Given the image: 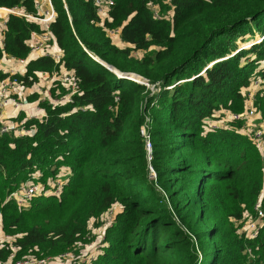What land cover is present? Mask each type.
Instances as JSON below:
<instances>
[{
  "label": "trees",
  "instance_id": "16d2710c",
  "mask_svg": "<svg viewBox=\"0 0 264 264\" xmlns=\"http://www.w3.org/2000/svg\"><path fill=\"white\" fill-rule=\"evenodd\" d=\"M50 1L61 62L42 55L24 73L0 69V81L32 88L40 74L72 72L80 91L69 104L41 101L43 118L19 115L31 135L0 133V235L11 238L0 241V263L79 257L98 239L91 222L98 228L117 208L99 254L71 264H264V216L255 237L244 228L259 201L264 212L262 152L244 118L208 129L224 120L219 112L244 114L252 83H264V0H113L104 19L95 0ZM0 8L43 18L49 2L0 0ZM44 31L8 15L0 61L27 60L33 34ZM132 74L139 81L124 77ZM50 91L69 93L59 81ZM254 106L263 125L262 91ZM58 179L59 195L39 194L26 209L9 200L25 183L50 190Z\"/></svg>",
  "mask_w": 264,
  "mask_h": 264
},
{
  "label": "built area",
  "instance_id": "2783aa9c",
  "mask_svg": "<svg viewBox=\"0 0 264 264\" xmlns=\"http://www.w3.org/2000/svg\"><path fill=\"white\" fill-rule=\"evenodd\" d=\"M171 0H169L170 2ZM49 2V10L44 11L43 18H33L29 15H26L24 12L20 11L19 9H6V8H0V16H7L11 14L19 15V16H25L30 19L37 20L41 22L44 26V32L42 33H34L32 36V40L30 43L31 47V56H37L35 58H38L42 55L44 56H50L55 59L56 63H60L63 54L62 51H60L56 46V43L54 41V37L50 31V24L51 22L56 18V12L51 4V1ZM95 4L98 7V12L101 14V16H105L108 14V12L111 10V8L114 5L113 0H95ZM152 11L156 18L162 19V16L160 15V10L158 7L152 8ZM1 19V18H0ZM110 35H118L117 31H108ZM16 60V59H15ZM22 65H27L28 60H17ZM17 73H12V75H15ZM123 76V75H122ZM135 75H124V77L132 80H136ZM54 81H59L60 84L65 87L69 93L67 95H62L61 97L57 99H53L51 95V91L48 93H45L43 95L42 101H49L52 105H60V104H69L73 102V96L78 94L80 91L79 84L72 72L65 73L62 72L59 75H56L53 77ZM139 81V79H138ZM142 84H145L147 88L152 91L153 93L157 92L158 89L154 86H151L146 81H143ZM19 86V83L16 79H7L4 81H0V109L3 108L6 104L12 103L15 107L24 108L29 105V102L26 99H19L18 97L11 96L12 92L11 90L15 87ZM262 91L264 93V83H262L259 80H254L252 83V86L250 90L248 91V99L246 101V110L244 114H235V113H229V118L233 121H239L240 119L244 118L246 120V124L243 127V130L246 134H249L253 137L254 141L257 143L258 147L260 148L262 155L264 157V124L263 125H257L255 124V120L257 117V110L254 106L255 101V95L257 92ZM225 114V111H222ZM44 115L40 116L38 114H31L28 115V119L32 118H43ZM225 120V118H224ZM223 120V121H224ZM220 122V121H219ZM216 121H210L208 129H217L221 125H219ZM33 129H27L23 123L17 122V121H3L1 122L0 126V133L1 134H11L13 133L15 136H24V135H31L33 133ZM142 134L147 139V149L149 153V159H151V153H152V146L149 140V136L147 135L146 128H142ZM153 175H155L154 171L151 170ZM64 184V180L58 179L53 183V186L50 190H45L44 188L32 183L31 181L28 183L23 184L16 192H14L10 197L9 200H14L16 204L26 209L30 206V203L32 199L42 193L48 194L52 193L55 195H59L62 191V187ZM255 210L258 214L257 220H247V222L244 225V228L246 229L247 233L255 237L259 231L260 226L258 225V220L261 219L264 216V212L261 209V201L257 203L255 206ZM0 230H1V218H0ZM11 238L5 235H0V241L3 243L4 241H8ZM15 257L14 254L11 255V258L13 259ZM68 257V254L62 255L60 258H66ZM51 260H55L53 258L38 260L34 257H28L24 260L17 261L15 263H8V264H47L48 262H52ZM64 260V259H59ZM4 264V263H0Z\"/></svg>",
  "mask_w": 264,
  "mask_h": 264
},
{
  "label": "crops",
  "instance_id": "0c3cea01",
  "mask_svg": "<svg viewBox=\"0 0 264 264\" xmlns=\"http://www.w3.org/2000/svg\"><path fill=\"white\" fill-rule=\"evenodd\" d=\"M2 14V13H0ZM0 27L2 30L3 25L6 22L7 16H0ZM103 19L105 16L102 17ZM0 44H2V36L0 38ZM57 47V46H56ZM58 48V47H57ZM35 57L37 56H31L27 59L29 63L30 60L36 59ZM27 65H22L19 61L15 59H8L4 58L0 61V69L4 73L12 74V73H24L25 68ZM54 84V79L48 75L45 74H40L39 75V82L32 88H25L22 86H15L11 92L14 97H18L19 99H26L29 102V105L24 107V108H18L15 107L12 103L6 104L3 108L0 109V122L3 121H17L16 119L18 118L19 115H24L26 118H29L28 115L31 114H38L40 116L44 115L43 110L40 109V102L43 99V95L45 93H48L50 89L53 87ZM38 96V100L36 101H29L28 98L30 96ZM220 114H224L223 112H219L218 115L216 116L217 118L219 117ZM224 119V118H223ZM219 122V121H216ZM87 247V246H86ZM85 247V248H86ZM84 248V249H85ZM95 251H97V244L95 249L93 250H88L87 253L83 254L85 257H88L90 252V258H93L92 256L95 255ZM97 255V254H96ZM48 264H54L52 262H48ZM65 264H70L69 262H66Z\"/></svg>",
  "mask_w": 264,
  "mask_h": 264
},
{
  "label": "rangeland",
  "instance_id": "374dc122",
  "mask_svg": "<svg viewBox=\"0 0 264 264\" xmlns=\"http://www.w3.org/2000/svg\"><path fill=\"white\" fill-rule=\"evenodd\" d=\"M164 1H166V3H169V0H164ZM1 36H2V34H1V27H0V38H1ZM117 35H112V37L114 38V39H117V37H116ZM247 37H249V36H247ZM259 39V37L257 36L256 37V39H254V40H252V39H249L248 38V40H246V42H244V43H240V46L242 47V48H249L250 46H251V43L252 42H255V41H257ZM252 40V41H251ZM115 42H116V44H117V41L116 40H114ZM138 57H141L142 55H143V52H137V53H135ZM229 113H231V112H228V111H225V114H220V118H225V120L223 121L222 119H219V125H223L224 123H225V121L229 118ZM217 115V114H216ZM8 122V121H7ZM115 211H117V208H114L112 211H110L108 214H105L102 218H101V220H100V222L102 223V225L101 226H99L98 228H94V221H92L91 222V228L93 229V232H94V235L96 236V238H98L97 239V241L95 242V243H93L92 245H88L85 249H83V250H79V252L81 251V254H80V256L79 257H77L76 256V254L75 253H69L68 254V257H66V258H60L62 255H60V256H56V257H51V258H53V259H55V260H51V261H53V263L54 264H65L66 262H69L70 264L73 262V261H80V262H84V261H87V263L89 262V260L91 259L90 258V252H89V255H87L88 257H85V255H83V254H85V253H87V251L88 250H93V249H95V247H96V244L103 238V235H104V232H105V229L109 226V223L111 222V220H112V217H113V213L115 212ZM95 255H93L92 257L94 258V257H96L98 254H99V246L97 245V251H95V253H94ZM97 254V255H96ZM59 259H64V260H59ZM48 264V263H47Z\"/></svg>",
  "mask_w": 264,
  "mask_h": 264
},
{
  "label": "water",
  "instance_id": "95a60500",
  "mask_svg": "<svg viewBox=\"0 0 264 264\" xmlns=\"http://www.w3.org/2000/svg\"><path fill=\"white\" fill-rule=\"evenodd\" d=\"M105 67L107 68V69H109V70H111L113 73H115V74H117V75H121L122 76V74H120V72L118 71V70H116L114 67H112V66H110V65H107V64H105ZM135 76H137V75H135ZM139 77V76H138Z\"/></svg>",
  "mask_w": 264,
  "mask_h": 264
},
{
  "label": "bare ground",
  "instance_id": "6f19581e",
  "mask_svg": "<svg viewBox=\"0 0 264 264\" xmlns=\"http://www.w3.org/2000/svg\"><path fill=\"white\" fill-rule=\"evenodd\" d=\"M134 77H135V79H137V80L139 79V77H137V76H134Z\"/></svg>",
  "mask_w": 264,
  "mask_h": 264
}]
</instances>
